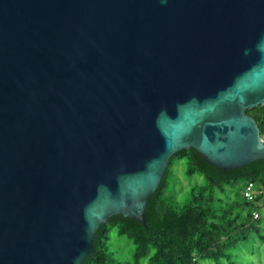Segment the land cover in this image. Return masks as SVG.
Listing matches in <instances>:
<instances>
[{
  "label": "water",
  "instance_id": "water-1",
  "mask_svg": "<svg viewBox=\"0 0 264 264\" xmlns=\"http://www.w3.org/2000/svg\"><path fill=\"white\" fill-rule=\"evenodd\" d=\"M264 0H0V264H83L146 225L173 155L264 159Z\"/></svg>",
  "mask_w": 264,
  "mask_h": 264
},
{
  "label": "trees",
  "instance_id": "trees-1",
  "mask_svg": "<svg viewBox=\"0 0 264 264\" xmlns=\"http://www.w3.org/2000/svg\"><path fill=\"white\" fill-rule=\"evenodd\" d=\"M264 139V104L250 109ZM185 160L186 173L202 174L207 185H194L188 201L179 206L170 193L174 166ZM264 186V159L233 169L210 163L195 148L176 152L159 188L148 198L146 225L115 214L94 235V252L83 264H262L264 257V205L233 199L229 188L239 181ZM254 211L259 218L254 219ZM134 244L130 258L111 249L112 230Z\"/></svg>",
  "mask_w": 264,
  "mask_h": 264
},
{
  "label": "rangeland",
  "instance_id": "rangeland-1",
  "mask_svg": "<svg viewBox=\"0 0 264 264\" xmlns=\"http://www.w3.org/2000/svg\"><path fill=\"white\" fill-rule=\"evenodd\" d=\"M187 163L185 160L179 161L174 166V175L171 178L170 193L175 196L179 206H183L188 201V191L194 185H207L206 178L197 173L194 176H190L186 173ZM246 184L241 180L234 188H229L228 192L231 193L233 199L244 200V190ZM111 249L116 252L120 258H130L134 252V244L127 236H121L117 232V228L112 230L110 239ZM262 264H264V257L262 258ZM211 261H207L206 264H210Z\"/></svg>",
  "mask_w": 264,
  "mask_h": 264
},
{
  "label": "built area",
  "instance_id": "built-area-1",
  "mask_svg": "<svg viewBox=\"0 0 264 264\" xmlns=\"http://www.w3.org/2000/svg\"><path fill=\"white\" fill-rule=\"evenodd\" d=\"M244 196L248 201H253L257 197H261L260 200V206L264 205V186L254 183V182H249L244 190ZM259 218V212L254 211V219Z\"/></svg>",
  "mask_w": 264,
  "mask_h": 264
}]
</instances>
